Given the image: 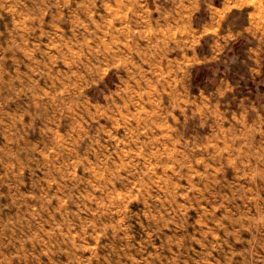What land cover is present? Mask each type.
Segmentation results:
<instances>
[{"label": "rangeland", "instance_id": "1", "mask_svg": "<svg viewBox=\"0 0 264 264\" xmlns=\"http://www.w3.org/2000/svg\"><path fill=\"white\" fill-rule=\"evenodd\" d=\"M177 2L0 0V264H264V64L156 89Z\"/></svg>", "mask_w": 264, "mask_h": 264}, {"label": "crops", "instance_id": "2", "mask_svg": "<svg viewBox=\"0 0 264 264\" xmlns=\"http://www.w3.org/2000/svg\"><path fill=\"white\" fill-rule=\"evenodd\" d=\"M177 1L178 15H175L168 8L163 11L165 14L163 19L170 27L168 30L169 38L168 40L165 39V43L168 44L173 41L174 46L168 49V55H162V58L158 59L155 64L156 69H159V71H154L155 77H162L164 81L162 88L156 84V89L167 92H190L193 68L197 65L213 64L218 61L227 64L230 62L227 52L243 38L247 39V43L241 48L242 54L238 60L244 66L242 71L244 80L240 79L237 82H251L262 74L264 64V0ZM192 1L193 3H191ZM183 7L186 8L188 15L194 16L196 13L199 22L195 23V18H192L191 21L183 20L185 15ZM174 24L178 25L173 27ZM150 28L154 35V23ZM184 33L187 34L183 35ZM149 60L151 62L153 60L147 58L150 67ZM218 83L215 93L222 96L233 92L234 86L228 76H220ZM243 105L246 110L255 113H253L254 118L252 120L254 123L262 119L261 107L264 108V103L257 104L251 97L248 102L243 99ZM249 118L244 116L242 120L246 121ZM258 124L260 125V123Z\"/></svg>", "mask_w": 264, "mask_h": 264}]
</instances>
